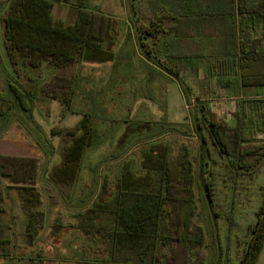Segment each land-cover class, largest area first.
Instances as JSON below:
<instances>
[{
    "label": "trees",
    "instance_id": "16d2710c",
    "mask_svg": "<svg viewBox=\"0 0 264 264\" xmlns=\"http://www.w3.org/2000/svg\"><path fill=\"white\" fill-rule=\"evenodd\" d=\"M85 1L77 0V16L68 23L54 16L55 0H9L4 17V43L10 62L31 67L48 62L54 66L52 77L42 84L41 91L65 105L73 101L80 64L103 58L96 55L97 51L103 47L113 49L119 39L120 21L86 8ZM150 6V27L146 29L150 37L149 58L153 54L158 60L161 56L182 62L189 56L198 58L200 52L192 48L189 55L183 43L189 40L193 43L195 37L215 36L217 46L213 58L220 67L219 73L239 72L245 84L264 85V0H150ZM10 88L19 107L30 110L32 91L15 85ZM7 108L0 92V118L6 115ZM230 114L235 119L233 125L216 108L215 100H198L193 121L203 142L205 163L208 159L205 134H208L230 166L252 171L264 158V137H260L264 134V96L243 99L240 108ZM143 128L150 129L151 122L138 121L134 130ZM53 130L55 134L62 133L64 145L60 161L48 170V179L69 197L86 148L94 143L96 133L89 114L74 127ZM132 130L129 125L123 138ZM5 159L0 154V173L9 179L8 183L0 180V257L14 253L13 236L4 217L6 188H15L20 194L26 247L34 244L47 218L46 211L39 208L43 201L37 183L40 163L33 157L6 156ZM141 164L143 170L139 173L129 163L124 164L115 193L109 200L100 197L78 213L77 221L55 223L53 229L73 226L91 240H101L94 252L103 254L95 261L203 262L201 249L206 244V231L195 221L198 214L196 174L188 144L183 143L173 152L168 143L154 142L144 153ZM107 185L106 182L104 188ZM203 191L212 201L208 183L207 186L204 183ZM263 212L264 202L258 212L259 219ZM214 214L218 216L216 211ZM257 225L258 222L250 227L252 233L256 232ZM263 240L264 224L247 264H253ZM221 258L222 255L218 264Z\"/></svg>",
    "mask_w": 264,
    "mask_h": 264
},
{
    "label": "rangeland",
    "instance_id": "374dc122",
    "mask_svg": "<svg viewBox=\"0 0 264 264\" xmlns=\"http://www.w3.org/2000/svg\"><path fill=\"white\" fill-rule=\"evenodd\" d=\"M85 3L86 8L120 21L119 39L111 49L116 58L110 63L85 62L81 66L84 75L81 84L74 85L73 101L65 105L41 91L42 84L52 77L54 66L48 62L38 67L10 62L4 43V17L9 0H0V92L9 107L0 118V154L4 161L6 156L37 159L40 163L37 183L43 200L39 208L47 214L46 224L34 244L26 247L20 194L15 188H6L4 217L13 236L14 253L0 257V264H118L95 261L103 254L94 252L101 240H91L77 227L55 230L53 226L77 221L78 213L100 197L109 200L115 193L123 165L129 163L137 173L142 172L144 153L157 141L168 143L173 152L183 143L190 148L198 203L195 221L206 231V244L201 249L204 261L197 264H215L221 255L220 264H237L248 253L255 235L250 227L260 220L258 212L264 199L259 204L256 195L264 182V171L253 181L230 183L229 168L221 166L215 170L212 165L206 166L205 151L201 150L199 138H195L198 132L193 120L198 100L207 94L220 95L217 89L224 92L221 90L224 76L213 58L217 38L200 39L203 50L197 48L201 43L195 38L193 50L203 56L202 60H196V69L187 61H170L162 56L158 60L154 54L149 58L150 37L146 29L152 15L150 0ZM53 12L56 18L73 22L78 12L77 0H55ZM11 85L32 91L30 110L19 107ZM85 114L91 118L96 140L86 148L74 189L67 197L47 178L48 170L60 161L64 145L62 133L55 134L53 129L74 127ZM146 120L152 122L150 129L134 130L138 121ZM129 125L133 130L123 138ZM213 156L220 164L223 156L215 153ZM0 180L9 182L3 173ZM105 181L108 185L104 188ZM204 183L211 187L213 212L218 213L217 217L213 213L217 228L203 191ZM50 193L54 198H50ZM218 246L222 253L219 257ZM253 264H264V240Z\"/></svg>",
    "mask_w": 264,
    "mask_h": 264
},
{
    "label": "crops",
    "instance_id": "0c3cea01",
    "mask_svg": "<svg viewBox=\"0 0 264 264\" xmlns=\"http://www.w3.org/2000/svg\"><path fill=\"white\" fill-rule=\"evenodd\" d=\"M195 38H199V40L204 39L202 37H195ZM192 41L194 43L195 39L194 40L192 39ZM199 42L201 44L197 45L198 46L197 48H201L203 50L204 49V47H203L204 43H202L201 40ZM193 43L190 42V40L188 42H185V45H186L185 51L188 52L189 55H192L190 53H191V49L193 48V45H192ZM112 53H113V51L108 50L107 48L103 47L101 50L97 51V53H96V55H100V56L102 55L103 58L83 61L80 64L77 79H76L74 85L76 86V84H78V83L81 84L80 80H82L83 76H84L81 66L83 64H85V62H90V61H94V62L105 61L106 62L107 61L108 63H110L109 62L110 60L116 58V57H113ZM202 57L203 56L200 53V56L198 58H193V57L189 56V59H187L186 61L191 64L190 66H192V69H196L197 68L196 60L197 59L202 60ZM108 70H110V67H108ZM98 74L99 73L95 74L96 77L99 76ZM222 75L224 76V81L222 83V89L221 90H223L224 92H221V91H219V89H217L216 92H220V95L216 94L215 97H211L207 94L205 97H202V99L203 100L207 99L208 101L215 100L216 108L221 112L222 115H226V119H227L228 123L233 125V124H235V119L231 117L230 113L234 112L238 108H240L243 99L264 96V85L245 84V82L242 79L241 73H239V72H237L236 74H222ZM82 82H84V80ZM218 82H219V80H218ZM146 121H150V120H146ZM205 136L207 138L206 156L208 158L206 166L208 167V166L212 165L215 167V170L219 169V168L221 169V166H222V168H225V167H227V169L229 168L228 170H230V172H231L229 175L230 176V183L241 184L245 180L253 181L255 178L259 177V175L262 171H264V158L255 166V168L252 171H245V170L237 169L236 167L230 166V164L228 163V160L224 156H223V159L220 160L221 163L218 164L217 161H214L213 153H215L216 155L220 154V153H219L217 147L214 145L211 138L208 136V134H205ZM260 137H264V134H261ZM195 138H199L198 135H196ZM199 141H200L201 150H202V152H204L203 142H201L200 139H199ZM216 166H218V167H216ZM38 185H39V183H38ZM39 187H40V185H39ZM51 195H54V194L50 193V198H51ZM256 197H257V203L261 204L263 202V199H264V182H262L259 185V192L257 193ZM24 229H25V223H24Z\"/></svg>",
    "mask_w": 264,
    "mask_h": 264
},
{
    "label": "water",
    "instance_id": "95a60500",
    "mask_svg": "<svg viewBox=\"0 0 264 264\" xmlns=\"http://www.w3.org/2000/svg\"><path fill=\"white\" fill-rule=\"evenodd\" d=\"M208 204H209V208L211 210V214H212V218H213V221H214L215 228H217L216 218H215V216L213 214L214 212H213V206H212L211 201L208 200ZM263 224H264V212H263L262 216L260 217V220H259L256 232H255V235L253 237L252 243L250 245L249 251H248L246 257L239 264H247L249 262V260L251 259L253 251H254L255 246L257 244V241L259 239V235H260L261 228H262ZM218 250H219L218 252H219V256H220V253H221L220 252V247H219ZM218 262H219V258H218L216 264H218Z\"/></svg>",
    "mask_w": 264,
    "mask_h": 264
}]
</instances>
